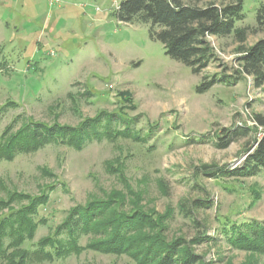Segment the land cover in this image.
I'll use <instances>...</instances> for the list:
<instances>
[{"label":"rangeland","instance_id":"obj_1","mask_svg":"<svg viewBox=\"0 0 264 264\" xmlns=\"http://www.w3.org/2000/svg\"><path fill=\"white\" fill-rule=\"evenodd\" d=\"M120 1L0 0V133L29 119L76 126L105 111L131 119L141 138L92 139L80 149L49 144L0 161V199L6 192L48 191L36 216L45 223L26 243L31 249L69 208L119 191L129 204L167 213V239L190 241L206 264H264L263 253L227 241L232 228L249 231L264 223V170L232 174L262 127L219 146L225 130L253 126L255 114L264 116V89L245 76L195 92L203 75L231 73L239 47L263 32L248 31L242 43L234 34L209 36L218 59L194 74L164 54L147 24L119 22ZM261 4L243 0L236 27H253ZM8 210L0 209V216ZM204 234L201 243L192 242ZM87 263L134 264L126 255L92 250L30 264Z\"/></svg>","mask_w":264,"mask_h":264},{"label":"trees","instance_id":"obj_2","mask_svg":"<svg viewBox=\"0 0 264 264\" xmlns=\"http://www.w3.org/2000/svg\"><path fill=\"white\" fill-rule=\"evenodd\" d=\"M199 1L121 0L115 17L123 23L147 24L150 38L161 43L164 54L184 64L194 74L201 73L218 59L209 36L234 34L242 43L248 31L264 34V4L256 10L255 25L239 29L235 23L244 18L243 0L206 5H199ZM238 53L231 73L203 75L195 92L204 93L216 83H232L245 76L251 77L255 88L264 89V35L249 46H240ZM131 123V119L119 113L103 111L83 119L76 126L32 119L23 121L17 128L8 124L0 133V161H11L17 154L34 152L49 144L80 149L92 139L104 137L115 140L124 136L140 140ZM254 123L253 126L241 125L236 130H225L219 138L222 140L219 146L225 147L238 135L256 132L262 127L260 136H255L252 145L243 151V161L232 169V174L253 176L264 170V116L255 114ZM6 194V200L0 199V209H9L0 216V264L54 261L79 255L85 250L126 255L134 264H206L203 257L195 253L190 241L167 239V213L160 215L145 211L136 202L129 204L119 191L69 208L63 221L40 237L31 249L26 243L34 238L39 225L45 223L36 216L39 207L49 199L48 191L43 189L37 195ZM14 202L17 208L11 206ZM82 236H86L84 244L79 241ZM204 237L205 234L192 242L201 243ZM227 241L235 248L264 254V223L253 224L249 231L232 228Z\"/></svg>","mask_w":264,"mask_h":264},{"label":"built area","instance_id":"obj_3","mask_svg":"<svg viewBox=\"0 0 264 264\" xmlns=\"http://www.w3.org/2000/svg\"><path fill=\"white\" fill-rule=\"evenodd\" d=\"M50 2L54 1V0H49Z\"/></svg>","mask_w":264,"mask_h":264}]
</instances>
